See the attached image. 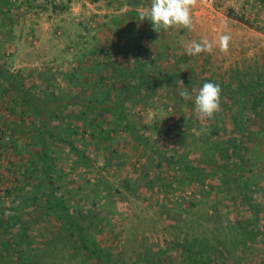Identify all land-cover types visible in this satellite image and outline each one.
<instances>
[{
  "label": "rangeland",
  "instance_id": "1",
  "mask_svg": "<svg viewBox=\"0 0 264 264\" xmlns=\"http://www.w3.org/2000/svg\"><path fill=\"white\" fill-rule=\"evenodd\" d=\"M148 6L0 0V264H100L48 209L51 191L104 264H264V0H198L191 31L159 33L138 19ZM221 33L227 53L185 54ZM139 65L147 82L124 118L75 104L126 97ZM206 82L220 85V110L201 120L194 90ZM32 105L55 109L58 127L55 187L35 193Z\"/></svg>",
  "mask_w": 264,
  "mask_h": 264
},
{
  "label": "clouds",
  "instance_id": "2",
  "mask_svg": "<svg viewBox=\"0 0 264 264\" xmlns=\"http://www.w3.org/2000/svg\"><path fill=\"white\" fill-rule=\"evenodd\" d=\"M198 0H150V6L141 7L138 11V19L149 20L152 30L159 33L162 30L167 31L173 27H182L192 30L193 21L191 10L197 4ZM231 36L221 33L215 40L207 37L199 41L192 40L184 44V52L188 56H197L201 53H211L214 45L222 53H227ZM181 99L187 101L193 99L183 81H179ZM194 105L198 118L201 120L211 119L214 114L220 110V100L222 89L219 84L206 82L198 90H194Z\"/></svg>",
  "mask_w": 264,
  "mask_h": 264
},
{
  "label": "trees",
  "instance_id": "3",
  "mask_svg": "<svg viewBox=\"0 0 264 264\" xmlns=\"http://www.w3.org/2000/svg\"><path fill=\"white\" fill-rule=\"evenodd\" d=\"M140 66V65H139ZM139 68V79L137 80V83L129 85L127 87L128 91L125 93L126 97L123 96L120 99H114V100H103L100 97H86L81 99L79 102L75 103L83 108H86L88 110H95L97 112H102L103 110L106 109H112L114 108L117 113V118L122 119L125 117L124 114V105L127 99L130 98L132 94H135L140 90L142 85L147 82L146 75L144 74L143 67L140 66ZM54 100V99H53ZM31 109L36 112L38 115V124H37V140L40 145V164L42 165L41 169V175L38 177V182L36 184V187L33 191V193L38 192V191H43L48 186L50 185L52 189H54L53 182L51 181L52 176L51 172L53 171V160L51 156V151H50V143L51 140L56 137V130H57V125L54 124L53 120L56 119V110H47L44 111L41 108H38L36 105L30 106ZM108 131L101 130L100 128V136L105 134L106 137H109L110 135V130L107 129ZM73 134H76L75 130L72 131ZM64 141H66V137H62ZM69 142V141H68ZM68 144V143H67ZM70 148L71 151L77 150V147L73 144L70 143ZM83 157V153H80ZM86 158V157H85ZM43 194V193H42ZM48 203V209L49 210H55V209H60L61 210V217L60 220L62 223H64V226L66 229L68 228L70 232L74 233L77 235L78 239L81 240L86 247L89 248V245L92 246V254L95 255L100 261V264H104V257L102 256L101 251L96 245H93L94 243L92 241H89L87 237V233L85 232V229L80 226V224L76 223L72 218H70L69 213H70V207L61 199L56 197V195L53 194V192H50V196L47 199ZM92 242V243H91Z\"/></svg>",
  "mask_w": 264,
  "mask_h": 264
},
{
  "label": "built area",
  "instance_id": "4",
  "mask_svg": "<svg viewBox=\"0 0 264 264\" xmlns=\"http://www.w3.org/2000/svg\"><path fill=\"white\" fill-rule=\"evenodd\" d=\"M212 2L213 0H201V3L206 6L212 4Z\"/></svg>",
  "mask_w": 264,
  "mask_h": 264
},
{
  "label": "crops",
  "instance_id": "5",
  "mask_svg": "<svg viewBox=\"0 0 264 264\" xmlns=\"http://www.w3.org/2000/svg\"><path fill=\"white\" fill-rule=\"evenodd\" d=\"M71 1V0H70Z\"/></svg>",
  "mask_w": 264,
  "mask_h": 264
}]
</instances>
